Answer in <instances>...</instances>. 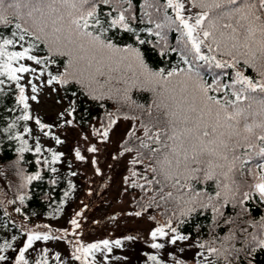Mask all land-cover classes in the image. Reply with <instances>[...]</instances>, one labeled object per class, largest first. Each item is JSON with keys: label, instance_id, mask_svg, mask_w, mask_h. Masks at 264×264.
I'll use <instances>...</instances> for the list:
<instances>
[{"label": "snow or ice", "instance_id": "6c2138e0", "mask_svg": "<svg viewBox=\"0 0 264 264\" xmlns=\"http://www.w3.org/2000/svg\"><path fill=\"white\" fill-rule=\"evenodd\" d=\"M188 3L198 11L185 16V0H166L164 4L159 0H143L140 21L154 24V29H144L149 35L159 37L167 48L166 30L180 34L177 47L172 51L179 52L180 60L187 67L166 71L151 68L139 47H121L108 35L112 30H119L131 33L139 45L146 43L133 26L138 19L133 0H0V22L8 23L7 16L20 20L21 23L15 24L17 32L12 35L16 37L19 33L21 42H25L26 36L32 41L27 47L21 43L22 51H9V46L15 41L0 40V86L5 84L3 78L16 85L19 89L18 104L23 108L19 119L30 121L28 101H37V95H25L26 89L20 82L24 74H35L37 69L21 62L31 61L47 67L56 63L53 56L59 58L63 71L57 69L56 75L48 72L47 85H78L90 100L113 101L122 108L142 109L140 115L125 114L123 118L140 122L143 136L136 137L139 141L136 147L138 151L146 150L144 155L149 159L153 173V179L148 183L158 186L156 191L162 200L174 201L181 208V216L210 208L230 225L233 220L225 217L223 212L229 204L243 205L253 197L264 203V0H188ZM100 4L109 6L111 11L104 14L99 10ZM168 9L174 11V19L168 15ZM40 45H44L48 52L42 58L32 54ZM217 56L229 59H218ZM241 61L256 72V77L245 75L238 69ZM212 68L236 69L233 83L221 87L216 80L215 84H208L202 73L210 72ZM39 75L44 76L45 72L40 71ZM28 83L32 93H38L37 85L32 81ZM229 87L234 99L226 95L221 100L210 94ZM137 91L151 93L152 100L147 107L137 104L133 98L132 94ZM73 112L74 107L68 115ZM60 118H64V113ZM118 119L119 114L114 119L109 113L103 131L94 129L95 134L107 140ZM65 122L71 124V121ZM35 124L44 135L52 136L57 144L64 142L52 134L51 125L39 119ZM24 131L32 134L31 128ZM135 133L136 126L133 125L129 138ZM12 138L20 142V153L32 151L22 135L15 134ZM241 149L246 157L241 155ZM88 150L95 153L97 148L92 146ZM125 150L131 151V148ZM35 152L42 153L39 141H36ZM62 155L52 151L51 160L45 159L43 163L56 164ZM75 155L80 160L85 159L79 149L75 150ZM37 163L41 161L37 160ZM50 170L56 172L54 167ZM39 179V173L26 177L29 182ZM207 181L215 183L214 195L193 186ZM168 188L174 191H165ZM20 199L23 201L24 197ZM180 222L184 223L183 220ZM245 223H251L259 232V235L250 234L247 251L232 244L235 234L230 229L219 246H215L216 240L220 239L218 236L200 243L198 247L207 249L209 255L205 256L204 252L199 255L208 264H216V261L234 264V254L245 252L248 255L255 247L264 250V218ZM71 224L77 228L80 226L76 219ZM167 227L174 234L168 243L175 245L177 241L188 238L171 223ZM158 237H168L164 227L152 231V240ZM54 238L59 239L33 232L28 235L18 255H0V264L6 261L29 264L26 253L33 248L34 242ZM76 243L79 246L74 248L72 256L81 264H94L93 253L96 251H111L108 240L87 246L80 245L79 241ZM115 244L120 246L121 241L116 240ZM9 247L11 245L5 244L0 247V252ZM151 247L162 249L164 244L152 243ZM148 259L160 264L155 255L148 256ZM56 260H60L59 255ZM35 264L48 262L41 258Z\"/></svg>", "mask_w": 264, "mask_h": 264}, {"label": "trees", "instance_id": "16d2710c", "mask_svg": "<svg viewBox=\"0 0 264 264\" xmlns=\"http://www.w3.org/2000/svg\"><path fill=\"white\" fill-rule=\"evenodd\" d=\"M164 4L166 0H159ZM134 11L138 19L133 22V26L137 28L142 39L146 40L144 45H139L135 37L131 33H125L119 30H112L108 33L113 41L121 47L133 46L139 47L144 53L145 61L153 69L163 68L166 71L176 68L187 67L180 60L179 52H173L172 49L177 47V42L180 38L179 32L175 30H166L165 40L167 48L164 47V41H160L159 37L149 35L144 29L153 28L154 24L141 23L140 17L143 16V0H133ZM99 10L104 14L111 11L107 5L100 4ZM195 12L198 9L193 8ZM168 15L175 18V13L172 9H168ZM8 23L0 22V40L13 39L14 45H10L9 51H22L20 46L23 43L24 47L31 44V38L25 37V42L18 40V35L14 37L13 32H17L15 28L16 23H21L20 20L7 16ZM103 19V17H102ZM146 20V17H145ZM164 52V55H161ZM33 55L38 57H45L48 55L47 48L40 45L38 49H34ZM218 59L228 60L229 57L217 56ZM53 59L56 63H52L47 67L43 65H35L31 61H22L30 67L37 69L38 79L41 81L40 88L47 90L48 95L52 94L50 99V109L42 114L38 113L34 108V103L29 99V112L32 120L23 121L19 119L23 115V108L18 104L19 89L15 84L8 82L5 79V84L0 86L3 91L0 92V247L5 244L11 245L5 252H0V255L16 256L20 248L24 247L28 235L33 233V228H26L25 220L33 222H44L49 226H57L59 218L67 209L70 201H72L79 193H83L84 181L79 168L80 161L74 159L75 150L84 149V138L82 133L90 132L96 142H102L103 138L95 134L94 129L103 131L105 125L108 123L109 113L113 114V118L119 114L120 119L117 122L125 121L126 124L131 125L129 130L123 131V138L119 141V146L123 151L125 148H131L134 152L132 163L135 166L134 171L127 175L130 182L127 190L133 191V206L136 213L147 214L154 222L159 223L157 227L162 224L168 226L171 223L173 228L186 237L184 241H177L175 245L168 243L166 238H157L158 243L164 244V248L157 249L145 248V256H157L160 264H208L204 257L199 255L204 252L205 256L209 253L207 249L198 247L202 242H208L214 237H220L216 240L215 246H219L223 238L229 235V230L234 231V239L232 244L236 248H244L245 251L247 242L251 240V235H259L258 229L251 226V223L245 221L260 220L264 218V203H261L258 197L248 199L243 205L229 204L223 209L224 216L233 220L232 224H225L223 219L214 214L209 209H202L191 213L189 216H181V208L177 207L174 201H164L157 194L158 188L155 184H149L148 181L153 179V173L150 167L149 159L145 158L144 152L146 150H137L139 141L136 137L143 136V129L140 127V122L137 120H126L123 118L127 115H140L142 109L121 107L113 101H93L83 94V90L78 85L60 86L57 84L47 85V73L52 72L57 74V69L63 71L61 60L55 56ZM18 66V65H16ZM238 69L243 71L245 75L256 77V72L247 68L241 61ZM40 71H44L45 75L40 76ZM236 69L233 68H212L210 72H203L204 79L208 84H215L219 80L221 87L224 85H231L235 77ZM33 73L24 74L21 84L25 87V95H29L28 87L29 81L37 84L34 81ZM30 77L26 81L27 77ZM37 79V81H38ZM232 89L225 88L219 93L213 92L211 95L223 100L227 95L229 99H234L231 96ZM75 93V94H74ZM133 98L137 104L147 107L152 100L151 93L134 92ZM74 102V104L72 103ZM103 104L104 106H101ZM72 107L75 112L71 116L68 112ZM64 113V118H60V114ZM39 119L42 123L51 125V132L54 136H58L64 142L57 144L52 136H46L40 131L39 126L35 124V120ZM65 121H71V124ZM16 127L12 128L11 125ZM63 125V126H61ZM136 126L135 136L129 138L128 133L132 130V126ZM115 125H113L112 129ZM25 128H31L32 134L29 135L24 131ZM111 129V130H112ZM15 134H20L27 140L28 145L32 151H25L20 153V142L13 139ZM36 141L42 149L41 154L35 152ZM259 143V142H258ZM62 153L59 162L53 165L44 164L45 159L51 160V152ZM253 151H255L253 149ZM242 156L246 157L243 149L240 150ZM74 157V158H73ZM40 160L41 163H37ZM256 161H253L255 163ZM56 168V172L50 169ZM248 167L247 165L245 166ZM39 173L41 179L27 181V176H35ZM125 175V176H126ZM147 177V180L145 179ZM250 179V177H249ZM193 186L197 189L203 188L207 194L214 195L216 185L213 181L194 183ZM173 189L168 188L165 191ZM65 193L68 195L65 196ZM20 197H24L21 201ZM247 209L248 211H245ZM12 210L13 212H10ZM239 214V215H238ZM214 216L216 220L214 222ZM67 220V219H66ZM183 220L184 223L180 221ZM68 221V220H67ZM168 229V228H167ZM246 229V230H245ZM45 234V233H44ZM251 234V235H250ZM74 242V241H73ZM180 242V243H178ZM19 246V247H18ZM16 249V251H13ZM163 251V253H162ZM60 253V251H59ZM143 256V255H142ZM54 257L45 255L44 253H37L35 249H30L26 253V258L29 259V264H35L36 261L44 258L48 264H81L80 261L74 259L56 260ZM175 257V259H173ZM232 258V257H230ZM211 259V258H210ZM63 260V261H62ZM141 264H155V262L147 259H139ZM139 260L137 261L139 263ZM264 264V250L255 247L248 255L241 252L238 255L234 254V264ZM139 263V264H140ZM4 264H11V261H6ZM216 264H223L222 261H216Z\"/></svg>", "mask_w": 264, "mask_h": 264}, {"label": "rangeland", "instance_id": "374dc122", "mask_svg": "<svg viewBox=\"0 0 264 264\" xmlns=\"http://www.w3.org/2000/svg\"><path fill=\"white\" fill-rule=\"evenodd\" d=\"M185 3L187 5L185 16L195 13L188 0H185ZM33 77L39 91L32 93L31 85L28 84V92L30 96L37 95L38 102L32 100L34 109L42 114L50 109L52 94L47 97V90L39 87L41 81L37 78V74ZM28 79H30L29 76L26 81ZM130 128L131 125L128 126L125 121L117 122L109 132L107 140L103 139L102 142H96L90 136V132L82 133L84 149L79 151L85 159L80 160L76 155L73 158L80 161L77 162L80 171L85 173L82 176L85 182L82 185L83 193H79L70 201L69 209L59 218L58 227L49 226L44 222L25 220L26 228H36L33 232L59 237V239L54 238L48 241H35L32 249H35L37 253H46L50 257L59 255L60 259L69 260L74 259L72 252L79 246L77 241L80 245L87 246L108 240L111 251L94 252V264H139V259L148 258L145 256L144 247L138 245L145 244V248H152V243H158L157 239L152 240L151 233L158 228L156 225L159 223L154 222L145 213H136L132 204L134 192L127 190L130 182L127 177L129 174L126 175V173L134 171L135 166L132 163L134 152L123 151L119 141L123 138V131ZM92 146L97 148L95 153L88 150ZM10 212L13 211L10 210ZM73 219L78 221L79 228L71 224ZM161 227L168 232V237L171 238L174 235L165 224ZM116 240L121 241L120 246L115 244ZM89 259L91 260L92 257Z\"/></svg>", "mask_w": 264, "mask_h": 264}]
</instances>
